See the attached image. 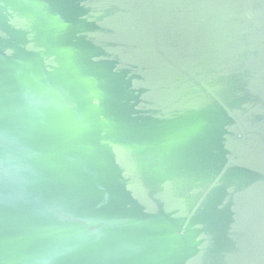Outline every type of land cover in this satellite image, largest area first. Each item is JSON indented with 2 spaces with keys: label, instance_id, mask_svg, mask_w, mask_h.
Masks as SVG:
<instances>
[{
  "label": "water",
  "instance_id": "95a60500",
  "mask_svg": "<svg viewBox=\"0 0 264 264\" xmlns=\"http://www.w3.org/2000/svg\"><path fill=\"white\" fill-rule=\"evenodd\" d=\"M4 160L0 264H264V0H0Z\"/></svg>",
  "mask_w": 264,
  "mask_h": 264
},
{
  "label": "clouds",
  "instance_id": "9594fccd",
  "mask_svg": "<svg viewBox=\"0 0 264 264\" xmlns=\"http://www.w3.org/2000/svg\"><path fill=\"white\" fill-rule=\"evenodd\" d=\"M41 95L43 97H46L47 99L45 101H43L42 103V106L43 107H46V108H50L54 111H57V112H62L64 113V116H65V120L69 126V130L70 131H78V129H75L74 127H72V119L70 117V115L65 112L64 110V100L57 96L55 93H52V92H49L48 90H43ZM0 171H2V174L5 175V176H8L11 174L12 172V169L8 166V161L7 160H4V161H0ZM62 218H63V214H62ZM69 220H71L72 218L71 217H68ZM86 223L88 226H89V230H93L92 229V225H94L96 222L94 221H86L84 222ZM74 225L72 224H69L67 226L68 230H73L74 229Z\"/></svg>",
  "mask_w": 264,
  "mask_h": 264
}]
</instances>
